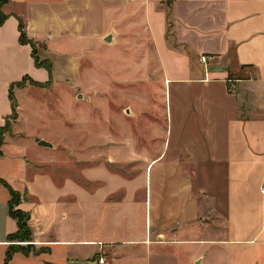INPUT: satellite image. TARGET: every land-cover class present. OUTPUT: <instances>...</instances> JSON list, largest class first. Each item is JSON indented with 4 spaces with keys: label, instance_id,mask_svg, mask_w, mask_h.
<instances>
[{
    "label": "crops",
    "instance_id": "obj_1",
    "mask_svg": "<svg viewBox=\"0 0 264 264\" xmlns=\"http://www.w3.org/2000/svg\"><path fill=\"white\" fill-rule=\"evenodd\" d=\"M94 4L105 22L148 36L164 116L149 130L120 116L114 133L107 119L92 131L84 116L71 135L94 139L81 147L40 133V109L19 101L23 78L47 79L18 42L19 24L50 50L85 42ZM0 12V129L10 123L0 181L29 231V242L10 239L17 226L0 185V264L13 246L22 251L6 264H93L98 255L108 264H264V0H8Z\"/></svg>",
    "mask_w": 264,
    "mask_h": 264
},
{
    "label": "rangeland",
    "instance_id": "obj_2",
    "mask_svg": "<svg viewBox=\"0 0 264 264\" xmlns=\"http://www.w3.org/2000/svg\"><path fill=\"white\" fill-rule=\"evenodd\" d=\"M108 17L109 20L116 19L115 11H109ZM86 21L83 29L91 34L92 40L88 37L85 42L82 39L66 43L57 41L56 49L50 50L47 45L37 46L25 38L30 43L28 46L36 62L43 67L46 63L50 65L49 73L42 69L47 78L44 83L29 79L19 83L22 90L18 95L19 101L24 100L25 103L27 99L29 104L36 105L41 111L43 126L40 133L82 147L94 138L72 136L71 132L84 129V122L79 121L84 116L90 120L92 131L99 130L101 125L105 126L107 119V127L114 133L117 128H121L118 124L120 116L127 118L124 126H135L139 122L140 129L144 128L143 122L148 130L155 122L161 126L164 116L163 79L157 81L150 77L151 69L157 65V58L148 36L140 29L132 30L129 24L105 22L106 18H102L98 4L87 10ZM81 31L82 25H79L77 38H82L79 35ZM136 32L140 33L135 36ZM105 36H110L109 43L103 41ZM134 37L139 39L135 40ZM76 42L77 48L81 43L87 46L80 50L69 48ZM131 48L138 50V55L132 54ZM71 102L75 103L76 110ZM29 104L26 107H32ZM74 118L77 121L72 124ZM9 124L7 121L1 128V141L9 133ZM78 156L82 154L71 156L77 164L82 162ZM208 171L210 178L211 170ZM148 177L147 172V180Z\"/></svg>",
    "mask_w": 264,
    "mask_h": 264
},
{
    "label": "trees",
    "instance_id": "obj_3",
    "mask_svg": "<svg viewBox=\"0 0 264 264\" xmlns=\"http://www.w3.org/2000/svg\"><path fill=\"white\" fill-rule=\"evenodd\" d=\"M7 1L8 0H0V7H1V5L6 3ZM3 19H4V16L0 12V25H1L2 21H3ZM18 42L20 44H22V45H30V43L24 37V34L22 32V26L20 24H19ZM32 52L33 51L31 50L30 55H31V58L33 60L34 66L36 68H41V69H43V70H45L46 72L49 73L50 65L48 63H46L44 67L40 66L36 62V59L33 57ZM23 79H27V78H23ZM19 83L16 84L17 87H19ZM9 100L11 101V117H10V119H14L15 118V103L12 100V97L10 96V94H9ZM5 123H7V122H5ZM0 132H1V129H0ZM1 142L2 141L0 140V144H1ZM0 185H3L7 189L8 193H9L8 214H9V216L11 218H13L15 220L16 226H17V232L13 236H11L10 239H13V241H16V242H23V243L29 242V231H28L27 226H26V219H27L26 215L23 214V213H20L18 211L13 210V206L17 202V196L5 184H3V182L0 181ZM262 186L264 187V182H263ZM20 250L22 251V249H19L18 247H15V246L10 247L5 252L4 260H3L2 264H6L8 262L12 252L20 251Z\"/></svg>",
    "mask_w": 264,
    "mask_h": 264
},
{
    "label": "built area",
    "instance_id": "obj_4",
    "mask_svg": "<svg viewBox=\"0 0 264 264\" xmlns=\"http://www.w3.org/2000/svg\"><path fill=\"white\" fill-rule=\"evenodd\" d=\"M197 60H198L199 64L204 66L208 61H210V57H208V56H199ZM260 192H261L262 195H264V187L263 186H262ZM92 262H93V264H108L105 261V258L102 257V256L95 257Z\"/></svg>",
    "mask_w": 264,
    "mask_h": 264
},
{
    "label": "water",
    "instance_id": "obj_5",
    "mask_svg": "<svg viewBox=\"0 0 264 264\" xmlns=\"http://www.w3.org/2000/svg\"><path fill=\"white\" fill-rule=\"evenodd\" d=\"M103 41L105 43H109L110 42V36H105V38L103 39ZM78 98H79V96H78ZM125 113L127 114V112H125ZM37 146L43 147V148H51V145L48 144V143H46V142H44V141H38L37 142Z\"/></svg>",
    "mask_w": 264,
    "mask_h": 264
}]
</instances>
